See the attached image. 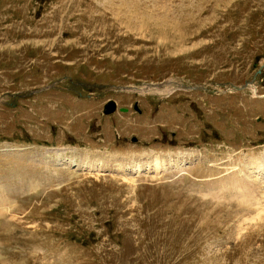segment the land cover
<instances>
[{
  "label": "rangeland",
  "instance_id": "rangeland-1",
  "mask_svg": "<svg viewBox=\"0 0 264 264\" xmlns=\"http://www.w3.org/2000/svg\"><path fill=\"white\" fill-rule=\"evenodd\" d=\"M0 264H264V0H0Z\"/></svg>",
  "mask_w": 264,
  "mask_h": 264
},
{
  "label": "bare ground",
  "instance_id": "bare-ground-1",
  "mask_svg": "<svg viewBox=\"0 0 264 264\" xmlns=\"http://www.w3.org/2000/svg\"><path fill=\"white\" fill-rule=\"evenodd\" d=\"M179 81H167L166 83L163 82L161 84H152V85H142L141 87H138V89H133L134 91H140V92H147V93H155V95L158 96H164L167 93L174 92L175 88L176 90L180 87ZM145 87V88H143ZM161 94V95H160Z\"/></svg>",
  "mask_w": 264,
  "mask_h": 264
},
{
  "label": "water",
  "instance_id": "water-1",
  "mask_svg": "<svg viewBox=\"0 0 264 264\" xmlns=\"http://www.w3.org/2000/svg\"><path fill=\"white\" fill-rule=\"evenodd\" d=\"M234 89H240L241 87H238V86H234V85H231ZM180 87H183V88H189L185 85H181ZM190 88H197V89H205L203 86L201 85H196V86H193V87H190ZM116 108V103L115 101L113 100H109L107 103H105L104 105V108H103V113L107 114V113H111L115 110ZM134 109L137 110V104L135 103L134 104ZM120 111H126L127 109L124 108V107H120L119 108Z\"/></svg>",
  "mask_w": 264,
  "mask_h": 264
}]
</instances>
